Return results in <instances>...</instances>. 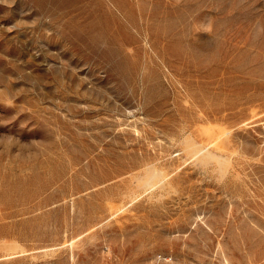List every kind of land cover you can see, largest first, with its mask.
Returning <instances> with one entry per match:
<instances>
[{"label":"rangeland","instance_id":"1","mask_svg":"<svg viewBox=\"0 0 264 264\" xmlns=\"http://www.w3.org/2000/svg\"><path fill=\"white\" fill-rule=\"evenodd\" d=\"M0 264H264V0H0Z\"/></svg>","mask_w":264,"mask_h":264},{"label":"bare ground","instance_id":"2","mask_svg":"<svg viewBox=\"0 0 264 264\" xmlns=\"http://www.w3.org/2000/svg\"><path fill=\"white\" fill-rule=\"evenodd\" d=\"M194 144V143H193ZM191 148H192V150H193V152L196 154H200V152H201V149L202 148H197V145H193V146H191ZM192 153V152H191ZM203 154V153H202ZM201 157H203V155L201 156ZM200 158V157H199ZM151 176H152V174H150V175H148V176H146L145 177V179L146 180H149V179H151Z\"/></svg>","mask_w":264,"mask_h":264}]
</instances>
